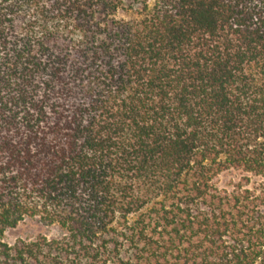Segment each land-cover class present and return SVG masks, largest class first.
I'll return each mask as SVG.
<instances>
[{
	"label": "trees",
	"instance_id": "obj_1",
	"mask_svg": "<svg viewBox=\"0 0 264 264\" xmlns=\"http://www.w3.org/2000/svg\"><path fill=\"white\" fill-rule=\"evenodd\" d=\"M0 264H264V0H0Z\"/></svg>",
	"mask_w": 264,
	"mask_h": 264
},
{
	"label": "rangeland",
	"instance_id": "obj_2",
	"mask_svg": "<svg viewBox=\"0 0 264 264\" xmlns=\"http://www.w3.org/2000/svg\"><path fill=\"white\" fill-rule=\"evenodd\" d=\"M239 180L237 173L224 174L219 176L216 185L218 187L228 186L231 183H236ZM39 235H43L49 239L59 237L56 229H46L35 221L26 220L19 224L15 229L7 230L4 233V241L9 245H14L19 240H31Z\"/></svg>",
	"mask_w": 264,
	"mask_h": 264
}]
</instances>
